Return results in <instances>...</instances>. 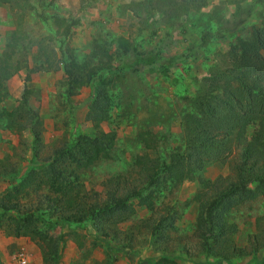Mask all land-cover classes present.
<instances>
[{"label":"rangeland","instance_id":"374dc122","mask_svg":"<svg viewBox=\"0 0 264 264\" xmlns=\"http://www.w3.org/2000/svg\"><path fill=\"white\" fill-rule=\"evenodd\" d=\"M173 1L178 2L96 0L86 5L79 0H54L48 5L45 0H27L21 7L25 38L11 60L20 67L2 82L7 94L0 91V110L4 116L0 118V171L3 173H0V204H13L8 210L0 208V264H18L12 260V255L20 252L25 256L24 264H151L160 256L168 258L166 264H193L189 258H202L199 251L202 237L195 227L197 203L192 200L199 187L195 180H184L171 190H162L157 198H149L155 200L151 209L134 199L131 204L134 212L126 221L105 229L110 232L108 237L100 235L89 222L56 223L48 227L45 219L59 220L62 212L54 206L52 190L43 183L40 187L32 182L20 187L21 181H28L25 176L30 166H36L34 161L49 157L55 148L63 144H67L68 149L76 147L80 134L115 130L116 139L108 158L87 168H75L72 163L68 164L67 158L64 163L66 171L71 169L79 174L81 192L90 196L85 199L90 203L99 202L104 195L106 178L127 169H131L130 175L134 176L135 156L144 152L154 155L136 139L138 130L148 128L163 135L156 154L169 151L177 144L184 132L179 117L186 103L185 90L189 93L195 79L227 66L228 43L235 38H247L252 28L260 25L264 18V0L254 3L241 29L232 35L215 37L206 47L197 43L196 14L215 9L224 21L230 19L234 6H244L252 0H208L204 7L186 11H174L176 6H168ZM7 9L6 4H0V51L5 33L14 28ZM52 15L77 19L67 41L78 57L88 52L92 38H96L99 42L103 40L107 51L116 58L119 36L134 40L138 52L152 54L154 70H150L148 64H137L134 71H121L123 77L112 90L109 119H86L91 87L81 86L66 99L60 65L53 69L42 56L36 57L35 52L42 43L44 47L54 48L55 60H58V36ZM127 55L131 61L134 54ZM114 62L116 60L111 62L113 66ZM22 95L40 119L41 140L36 145L29 129L12 127L11 118L4 114L21 105ZM12 165L16 171L10 174ZM226 173V163L213 161L205 165L202 176L212 180ZM70 209L63 210L75 212ZM31 212H36L31 218L21 217ZM263 213L264 196H258L243 202L229 214L228 220L237 227L233 237L236 245L246 243L247 235L254 231V218ZM168 214H174L173 225L166 227L162 237L158 233L150 234L149 228L142 226ZM262 253L259 250L254 254L258 261H249L247 255L235 259L234 264H264Z\"/></svg>","mask_w":264,"mask_h":264},{"label":"trees","instance_id":"16d2710c","mask_svg":"<svg viewBox=\"0 0 264 264\" xmlns=\"http://www.w3.org/2000/svg\"><path fill=\"white\" fill-rule=\"evenodd\" d=\"M44 1V0H42ZM96 0H79L80 3L91 5ZM208 0H178L168 3L175 9L196 10L206 5ZM252 0L244 6L236 5L230 19L222 20L219 11L196 14L199 35L197 43L206 47L224 34L232 35L241 29L250 17L254 3ZM27 0H0V4L8 6L7 15L11 18L14 28L3 38V48L0 51V91H7L2 85L4 78L9 77L19 67L13 63L12 55L17 47H22V22L24 14L21 7ZM54 0H45L52 4ZM173 15L176 16V13ZM58 36L56 49L44 47L39 43L36 57L51 65L53 69L63 71V95L66 99L81 86L91 87V95L85 112V118L91 121H103L110 117L112 90L118 86L123 74L122 70L134 71L135 65L148 64L149 69L154 62L151 53L138 52L135 41L119 36L116 38V58L107 51V46L101 40L92 38L88 52L78 57L68 38L71 28L78 23L73 17L50 16ZM21 41V42H20ZM34 45V44H33ZM128 53L134 54L128 59ZM264 18L260 25L253 27L245 39L235 38L227 45V66L213 69L201 78L193 81V90H185L183 107L179 123L184 132L177 144L169 151L158 153L157 148L162 141L158 132L148 128L136 132V139L145 150L153 151L135 156L132 166H135L134 176L131 169L118 172L105 179L103 197L99 202L90 203L85 198L90 197L81 192L79 174L73 170H65L66 158L68 164L75 168H87L103 158H108L116 139V131H92L90 134H80L76 147L68 149L63 144L52 151L49 157L37 160L36 166H30L20 187L32 182L35 187L43 183L52 190L54 206L62 212L59 220L48 221L50 227L56 223L89 222L94 225L100 235L108 237L110 232L105 229L126 221L134 212L131 206L134 199L140 205L151 209L155 203L149 198H157L162 190H171L184 180H195L198 189L192 195L197 203L195 227L200 238L202 258H189L193 264H214L224 261L234 264V260L249 256V261L256 260L254 254L262 251L264 258V213L256 216L253 221L254 231L246 237V243L238 246L233 237L237 231L236 224L229 221V214L245 201L258 196H264ZM151 54V55H150ZM40 59V58H38ZM116 60L115 65L113 62ZM41 63V60L37 62ZM56 63V64H55ZM21 105L16 106L5 116L11 118V126L29 129L34 145L40 142V119L36 111L27 106L24 95ZM0 118H4L0 110ZM213 161L227 164V173L210 180L202 176L203 168ZM33 163V164H34ZM16 168L12 165L8 173ZM3 175V173L0 171ZM75 180V181H74ZM76 203V204H75ZM10 204H0L1 209L8 210ZM13 205V204H12ZM10 205V206H12ZM74 210L65 212L63 209ZM169 210V208L167 209ZM36 212L21 216L24 220L31 218ZM174 213V212H172ZM174 214L161 216L152 222H145L150 234L164 235L166 227L173 225ZM141 226V227H142ZM115 235V233H113ZM197 235V234H196ZM41 246V245H40ZM42 247V246H41ZM45 256V254H44ZM168 258L160 256L151 264H166ZM147 260V259H146ZM48 264V263H46ZM55 264V263H54ZM149 264V263H148Z\"/></svg>","mask_w":264,"mask_h":264},{"label":"built area","instance_id":"2783aa9c","mask_svg":"<svg viewBox=\"0 0 264 264\" xmlns=\"http://www.w3.org/2000/svg\"><path fill=\"white\" fill-rule=\"evenodd\" d=\"M12 260L18 264H24L25 263V256L20 253H15L12 255Z\"/></svg>","mask_w":264,"mask_h":264}]
</instances>
